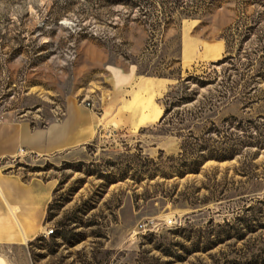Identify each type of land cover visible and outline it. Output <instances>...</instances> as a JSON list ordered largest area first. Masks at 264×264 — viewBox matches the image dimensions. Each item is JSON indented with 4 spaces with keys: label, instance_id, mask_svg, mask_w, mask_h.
Here are the masks:
<instances>
[{
    "label": "rangeland",
    "instance_id": "1",
    "mask_svg": "<svg viewBox=\"0 0 264 264\" xmlns=\"http://www.w3.org/2000/svg\"><path fill=\"white\" fill-rule=\"evenodd\" d=\"M136 1L0 0V122L103 119L80 149L8 163L54 187L6 264H264V0ZM116 70L151 80L116 89ZM176 90L193 101L160 122Z\"/></svg>",
    "mask_w": 264,
    "mask_h": 264
},
{
    "label": "crops",
    "instance_id": "2",
    "mask_svg": "<svg viewBox=\"0 0 264 264\" xmlns=\"http://www.w3.org/2000/svg\"><path fill=\"white\" fill-rule=\"evenodd\" d=\"M113 80L118 82L116 89H123L151 79L141 80L132 72L116 70ZM163 81L158 79L153 83L161 86ZM136 112L130 122H135ZM160 115L161 110L151 118L140 116L139 124L156 121ZM102 120V114L98 116L85 107L71 104L66 106L61 121L42 128L21 119L5 118L0 122V164L7 163L0 167V244H20L39 234L54 187L38 178L23 180L18 173L9 171L8 163L18 157L20 149L27 157L57 156L80 149L95 139Z\"/></svg>",
    "mask_w": 264,
    "mask_h": 264
},
{
    "label": "trees",
    "instance_id": "3",
    "mask_svg": "<svg viewBox=\"0 0 264 264\" xmlns=\"http://www.w3.org/2000/svg\"><path fill=\"white\" fill-rule=\"evenodd\" d=\"M140 0L136 1L134 4H132V7L136 8V7H140ZM224 60H220L218 62H216V64H222ZM195 78L189 76L187 77L184 82L188 81V80H193ZM200 87H206L208 84L205 82H198ZM172 98L174 101L169 102V104L167 105L166 101H168V99ZM193 99L191 97L188 96H182V94L180 93L179 90L176 91H172L170 93H168L166 96H164L163 98V102H164V111L162 116L160 117V122H163L167 119L168 115L170 114L171 110L175 107H181L185 104H188L190 102H192ZM182 123V122H180ZM57 236H53V238H56Z\"/></svg>",
    "mask_w": 264,
    "mask_h": 264
},
{
    "label": "built area",
    "instance_id": "4",
    "mask_svg": "<svg viewBox=\"0 0 264 264\" xmlns=\"http://www.w3.org/2000/svg\"><path fill=\"white\" fill-rule=\"evenodd\" d=\"M18 157H27V155H26V153H25L24 150L20 149V150L18 151ZM169 224H172V221H171ZM173 224H174V223H173ZM152 227H153V228H152ZM154 227H155V226H153V225L150 226L149 223H147V224H142V225H140V228H139L138 231H140V232H142V233H147V232H151V231H153ZM51 232H52V230H49L48 232L45 233V235L49 236V235H51Z\"/></svg>",
    "mask_w": 264,
    "mask_h": 264
},
{
    "label": "bare ground",
    "instance_id": "5",
    "mask_svg": "<svg viewBox=\"0 0 264 264\" xmlns=\"http://www.w3.org/2000/svg\"><path fill=\"white\" fill-rule=\"evenodd\" d=\"M217 50V49H216ZM215 49L211 48V47H208L206 48L205 52L204 53V57L206 59H213V58H216L217 55H218V52L216 51ZM203 57V58H204ZM53 232H51L52 234ZM0 264H6L5 260H3L2 258H0Z\"/></svg>",
    "mask_w": 264,
    "mask_h": 264
}]
</instances>
